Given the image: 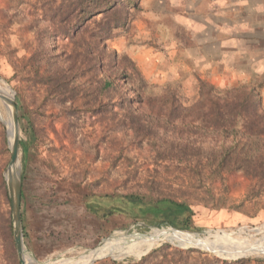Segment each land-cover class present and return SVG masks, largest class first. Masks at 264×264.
I'll use <instances>...</instances> for the list:
<instances>
[{
    "label": "rangeland",
    "instance_id": "374dc122",
    "mask_svg": "<svg viewBox=\"0 0 264 264\" xmlns=\"http://www.w3.org/2000/svg\"><path fill=\"white\" fill-rule=\"evenodd\" d=\"M66 1L0 0V86L11 99L10 89L15 93L19 107L25 249L40 264H74L110 242L129 247L143 241L152 229H171L205 243L217 236L259 237L264 189L257 178L219 166L222 134L180 121L165 125L168 110H129V100L140 102L127 91L132 87L125 79L110 91L102 89L104 75H94L88 58H77L84 47L63 35L59 7ZM139 2L133 22L107 47L134 62L145 81L144 98L175 94L190 107L199 100L202 80L222 95L240 85L259 87L264 106V0ZM70 64L78 77L67 78L60 95L53 81L59 83ZM4 101L0 97V264H21L6 181L12 123ZM196 119V112L188 117ZM107 194L185 203L200 230L156 226L159 221L151 217L98 219L87 211L86 199ZM165 246L170 258L176 251L197 250L229 264L264 263L259 251L229 259L202 246L161 242L139 258L106 256L93 264H138Z\"/></svg>",
    "mask_w": 264,
    "mask_h": 264
},
{
    "label": "trees",
    "instance_id": "16d2710c",
    "mask_svg": "<svg viewBox=\"0 0 264 264\" xmlns=\"http://www.w3.org/2000/svg\"><path fill=\"white\" fill-rule=\"evenodd\" d=\"M138 11L139 0H67L59 7L61 25L65 29L63 35L75 45L84 47L83 53L78 54L77 58H88L96 72L94 75H104L102 89L110 91L116 87L115 81L125 79L132 87L127 91L135 94L140 102L136 105L129 100V110H168L164 116L165 125L180 121L193 129L221 133L222 140L216 152L220 159L219 166L257 178L264 189V106L259 87L240 85L222 95L214 86L200 80L199 100L190 107L184 106L175 94L144 98L141 87L145 81L134 62L107 47L119 30L130 26ZM60 77L59 83L58 79H52L49 85L55 82L61 95L68 87L66 79L73 77L75 81L78 74L70 64L69 72L63 71ZM138 84L139 87H136ZM195 112L199 119L188 121L189 115ZM155 115L163 116L161 112ZM85 206L89 213L102 220L114 215H124L130 219L151 217L159 221V224L154 223L156 226L200 230L192 220L194 212L191 207L169 198L147 200L138 194H107L87 198ZM169 249L168 246L155 249L138 264H229L204 257L197 250H188L186 253L176 251L170 258ZM194 253L198 254V258L190 262ZM234 264H251V261L239 260Z\"/></svg>",
    "mask_w": 264,
    "mask_h": 264
},
{
    "label": "bare ground",
    "instance_id": "6f19581e",
    "mask_svg": "<svg viewBox=\"0 0 264 264\" xmlns=\"http://www.w3.org/2000/svg\"><path fill=\"white\" fill-rule=\"evenodd\" d=\"M4 98H3V97ZM11 96V95H10ZM0 97L6 104L10 115H11V126L7 127L8 135L12 139L14 138V122H13V103L12 99L9 97L7 91L0 86ZM9 97V98H6ZM40 180L42 181V186L47 181L46 172L44 169L40 171ZM13 177V170L8 171L7 181H10ZM47 185V184H45ZM44 187V186H43ZM48 187V186H47ZM54 202V201H53ZM57 202V201H55ZM256 234H260L259 237L254 235L252 237L245 238H225V237H216V241L213 243H205L204 239H195L189 237L183 233L175 232L171 229L159 230L152 229L148 237L139 241L135 244H131L129 247H126L124 242L119 241L118 243L110 242L107 246L100 248L97 252H89L86 256H83L74 264H92L97 260L104 259L106 256H111L115 259H126V258H139L144 251L152 246H156L161 242H171L177 243L179 245H198L204 248H207L219 256L226 257L229 259H238L245 257L250 253L259 251L264 254V228L257 229ZM23 248L25 249L24 242H22ZM122 245V246H121ZM25 264H30L28 258H24Z\"/></svg>",
    "mask_w": 264,
    "mask_h": 264
},
{
    "label": "water",
    "instance_id": "95a60500",
    "mask_svg": "<svg viewBox=\"0 0 264 264\" xmlns=\"http://www.w3.org/2000/svg\"><path fill=\"white\" fill-rule=\"evenodd\" d=\"M0 82H3V81H0ZM10 91H11L10 94H11L12 103H13V110H14L13 111L14 138H13V141L9 139V146L11 150V162H10L7 172L12 169L13 177L10 181H7V179L6 181H7L9 198H10L11 207H12L14 239L16 243L18 258L21 264H25L24 258L26 259L28 258V261L30 262V264H40L32 257V255H30L29 251L23 248V244H22L23 242V226H22V215H21L22 181H21L20 160H19L20 142H21L20 141V132H21L20 115H19V107L15 100V93L11 89ZM98 248L95 249L94 251L97 252Z\"/></svg>",
    "mask_w": 264,
    "mask_h": 264
}]
</instances>
